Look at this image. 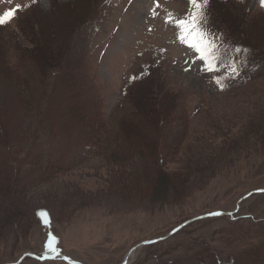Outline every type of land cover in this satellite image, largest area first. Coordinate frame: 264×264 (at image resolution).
<instances>
[{
	"label": "rangeland",
	"instance_id": "374dc122",
	"mask_svg": "<svg viewBox=\"0 0 264 264\" xmlns=\"http://www.w3.org/2000/svg\"><path fill=\"white\" fill-rule=\"evenodd\" d=\"M16 5L0 24V264H69L41 259L45 206L51 248L81 264H123L151 240L128 264H264V70L218 38L264 55L261 0H209L214 70L166 22L189 0H0V14ZM169 90L186 109L161 131Z\"/></svg>",
	"mask_w": 264,
	"mask_h": 264
},
{
	"label": "trees",
	"instance_id": "16d2710c",
	"mask_svg": "<svg viewBox=\"0 0 264 264\" xmlns=\"http://www.w3.org/2000/svg\"><path fill=\"white\" fill-rule=\"evenodd\" d=\"M223 33V40L221 42L225 41V45L227 46V49H225L227 52L231 53V51L235 52V53H243V55H246L245 59L247 58V56H252L250 57L251 60L253 61L254 65L253 68L255 70V72L260 71V70H264V55H262L261 53H259L258 49H260L258 46H252L250 47L249 44H247V41L245 39H241V37H237L240 36L239 33H237L236 35H234L232 32L231 33H226V31H222ZM239 46L242 49H247L248 51H240L237 52L234 50L233 46ZM254 59V60H253ZM232 80L231 76H226V82L230 83ZM149 96V98L151 99L152 102L155 98H157L156 94H152L149 93L147 95H144V99H147ZM158 114L159 115V120L158 123L159 125H161L160 129L161 131H163V127L164 125H166V123H168V125L170 124V122L172 121V119H169V115H176V117L179 116H183L184 112H185V106L183 105V101L178 99L173 91H166L165 93L162 94V96L158 99ZM147 114V118H149L150 114H152L151 111H146L142 112L141 116H144ZM166 150L165 147V142L161 141V146L159 147V151L157 153L158 157L156 159H154V169L157 172V178L154 182L153 185V189L152 192H154V197H161V195L166 193V191H168L169 188L172 187V177L171 175L167 174L166 171L162 168L163 164H165L166 162V157L169 155ZM34 216H35V220L37 221L38 227L40 226L42 230L46 231V243H48L49 240L52 241L55 231H54V216L52 214L51 211H49L47 209V207H40L34 210ZM46 216L47 219H49V222H47V220L45 221L42 217ZM176 232H174L173 234H171L170 236L174 235ZM166 239V238H165ZM160 241V240H159ZM150 244V243H148ZM20 257V256H19ZM18 257V258H19ZM29 259V258H26ZM25 260V259H24ZM23 260V261H24ZM22 261V263H23Z\"/></svg>",
	"mask_w": 264,
	"mask_h": 264
},
{
	"label": "snow or ice",
	"instance_id": "6c2138e0",
	"mask_svg": "<svg viewBox=\"0 0 264 264\" xmlns=\"http://www.w3.org/2000/svg\"><path fill=\"white\" fill-rule=\"evenodd\" d=\"M34 2V0H33ZM209 0H189L190 10L182 18H173L171 14L166 18V22L174 23L177 27V38L187 47L194 50L195 53L199 54L201 60L207 61L206 70L215 69L216 56L214 54V49L217 47L216 39L217 37L211 36L207 30V5ZM261 5L264 6V0H261ZM158 6V5H157ZM21 5H16L15 9H10L3 14H0V24L8 22L12 17H14L16 10L20 9ZM155 15V11H153ZM218 38L223 40V34H218ZM234 50L237 52L248 51L247 49H242L239 46H233ZM132 79H136L133 77ZM214 215H220L221 213H210ZM51 250L52 241H48Z\"/></svg>",
	"mask_w": 264,
	"mask_h": 264
},
{
	"label": "water",
	"instance_id": "95a60500",
	"mask_svg": "<svg viewBox=\"0 0 264 264\" xmlns=\"http://www.w3.org/2000/svg\"><path fill=\"white\" fill-rule=\"evenodd\" d=\"M261 191H263V190H261ZM207 216H210V214H206V215H204L203 217H207ZM193 220H194V219L188 221V223L191 222V221H193ZM183 225H184V224H182L180 227H182ZM180 227H179V228H180ZM179 228H176V229L173 230L172 232L168 233V234L165 235V236L160 237L159 239H164V238L170 236L171 234H173V233H174L177 229H179ZM154 241H156V240L144 241V242H142L141 244H138V245L133 249V251L136 250V249L138 248L139 245H144V244H147V243H150V242H154ZM123 264H128V260H127L126 258H125Z\"/></svg>",
	"mask_w": 264,
	"mask_h": 264
},
{
	"label": "bare ground",
	"instance_id": "6f19581e",
	"mask_svg": "<svg viewBox=\"0 0 264 264\" xmlns=\"http://www.w3.org/2000/svg\"><path fill=\"white\" fill-rule=\"evenodd\" d=\"M135 253H136V251L135 252H133V251H131L128 255H127V260H129L128 258H133L134 256H135Z\"/></svg>",
	"mask_w": 264,
	"mask_h": 264
}]
</instances>
